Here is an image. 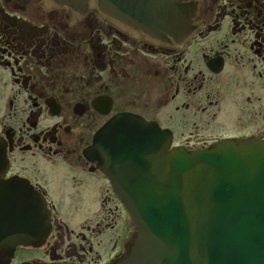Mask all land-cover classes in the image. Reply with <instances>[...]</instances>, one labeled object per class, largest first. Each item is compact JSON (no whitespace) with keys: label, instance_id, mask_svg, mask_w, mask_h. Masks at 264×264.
Segmentation results:
<instances>
[{"label":"flooded vegetation","instance_id":"af4514ba","mask_svg":"<svg viewBox=\"0 0 264 264\" xmlns=\"http://www.w3.org/2000/svg\"><path fill=\"white\" fill-rule=\"evenodd\" d=\"M180 4L176 29L154 34L96 0H0V206L39 197L50 224L0 264H110L132 244L86 153L118 115L155 123L168 151L264 143V0Z\"/></svg>","mask_w":264,"mask_h":264},{"label":"water","instance_id":"95a60500","mask_svg":"<svg viewBox=\"0 0 264 264\" xmlns=\"http://www.w3.org/2000/svg\"><path fill=\"white\" fill-rule=\"evenodd\" d=\"M58 1L82 7L89 0ZM180 1L96 0L154 34L176 29ZM168 144L155 123L123 114L88 149L135 226L132 245L110 264H264V143L224 142L191 154L168 152ZM15 200L26 204L0 206V250L49 230L39 197Z\"/></svg>","mask_w":264,"mask_h":264},{"label":"rangeland","instance_id":"374dc122","mask_svg":"<svg viewBox=\"0 0 264 264\" xmlns=\"http://www.w3.org/2000/svg\"><path fill=\"white\" fill-rule=\"evenodd\" d=\"M103 243H105V242L103 241ZM105 248H108V249H109L110 247H105ZM105 248H104V249H105ZM109 250H110V249H109ZM105 255H106V253H105Z\"/></svg>","mask_w":264,"mask_h":264}]
</instances>
